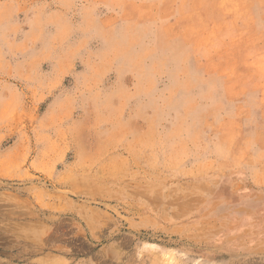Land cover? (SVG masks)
I'll return each instance as SVG.
<instances>
[{
  "label": "rangeland",
  "instance_id": "1",
  "mask_svg": "<svg viewBox=\"0 0 264 264\" xmlns=\"http://www.w3.org/2000/svg\"><path fill=\"white\" fill-rule=\"evenodd\" d=\"M0 231V264H264V0H0Z\"/></svg>",
  "mask_w": 264,
  "mask_h": 264
},
{
  "label": "bare ground",
  "instance_id": "2",
  "mask_svg": "<svg viewBox=\"0 0 264 264\" xmlns=\"http://www.w3.org/2000/svg\"><path fill=\"white\" fill-rule=\"evenodd\" d=\"M248 1V0H247ZM94 176V175H93ZM83 178V177H82ZM158 184V183H157ZM161 184V183H160ZM146 205V204H145ZM5 229H7L8 230V228H5ZM1 232V231H0ZM37 251V250H36ZM38 251H39V249H38ZM32 261V260H31ZM30 261V262H31ZM42 261V260H41ZM40 262H38V264H39ZM52 263V262H51ZM29 264V263H28ZM53 264V263H52Z\"/></svg>",
  "mask_w": 264,
  "mask_h": 264
}]
</instances>
